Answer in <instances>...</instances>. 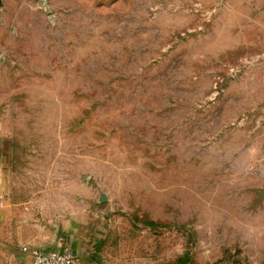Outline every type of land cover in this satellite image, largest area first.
Masks as SVG:
<instances>
[{
  "label": "rangeland",
  "instance_id": "374dc122",
  "mask_svg": "<svg viewBox=\"0 0 264 264\" xmlns=\"http://www.w3.org/2000/svg\"><path fill=\"white\" fill-rule=\"evenodd\" d=\"M0 138L107 264H264V0H0Z\"/></svg>",
  "mask_w": 264,
  "mask_h": 264
},
{
  "label": "crops",
  "instance_id": "0c3cea01",
  "mask_svg": "<svg viewBox=\"0 0 264 264\" xmlns=\"http://www.w3.org/2000/svg\"><path fill=\"white\" fill-rule=\"evenodd\" d=\"M15 184L9 146L0 138V264H33L31 249H67L76 264H107L76 219L64 222L59 235L41 221L33 200L15 191Z\"/></svg>",
  "mask_w": 264,
  "mask_h": 264
},
{
  "label": "built area",
  "instance_id": "2783aa9c",
  "mask_svg": "<svg viewBox=\"0 0 264 264\" xmlns=\"http://www.w3.org/2000/svg\"><path fill=\"white\" fill-rule=\"evenodd\" d=\"M30 254L33 264H76L74 253L67 249L48 251L31 249Z\"/></svg>",
  "mask_w": 264,
  "mask_h": 264
},
{
  "label": "trees",
  "instance_id": "16d2710c",
  "mask_svg": "<svg viewBox=\"0 0 264 264\" xmlns=\"http://www.w3.org/2000/svg\"><path fill=\"white\" fill-rule=\"evenodd\" d=\"M153 225V224H152ZM179 264H185V261L184 260H181L180 262H179Z\"/></svg>",
  "mask_w": 264,
  "mask_h": 264
}]
</instances>
